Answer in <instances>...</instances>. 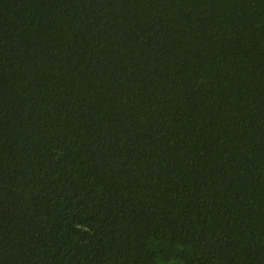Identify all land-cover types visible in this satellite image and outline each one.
<instances>
[{"label":"trees","instance_id":"trees-1","mask_svg":"<svg viewBox=\"0 0 264 264\" xmlns=\"http://www.w3.org/2000/svg\"><path fill=\"white\" fill-rule=\"evenodd\" d=\"M0 264H264V0H0Z\"/></svg>","mask_w":264,"mask_h":264}]
</instances>
